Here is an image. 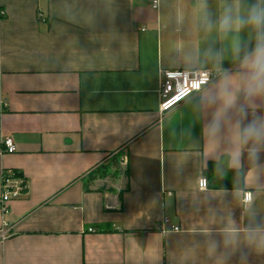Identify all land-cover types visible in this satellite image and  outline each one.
<instances>
[{"label":"crops","instance_id":"obj_1","mask_svg":"<svg viewBox=\"0 0 264 264\" xmlns=\"http://www.w3.org/2000/svg\"><path fill=\"white\" fill-rule=\"evenodd\" d=\"M204 2L0 0V193L3 173L24 184L0 213L11 229L0 264H264V142L237 141L264 119V95L238 90L234 53L255 33L218 31L225 6L246 15L257 0H206L210 30ZM172 70L220 76L160 113V73ZM231 170L242 189L219 188Z\"/></svg>","mask_w":264,"mask_h":264},{"label":"clouds","instance_id":"obj_2","mask_svg":"<svg viewBox=\"0 0 264 264\" xmlns=\"http://www.w3.org/2000/svg\"><path fill=\"white\" fill-rule=\"evenodd\" d=\"M239 0H236L238 5ZM204 15L202 24L205 30H210L212 21L206 11V0L203 4ZM245 27H250L255 33L254 46L249 50L247 47L242 49V46L237 42L234 46L235 55L240 58L243 51L242 58H240V68L243 70L240 80L241 90L246 98H254L264 95V0H257L255 4L248 7L246 15H241L238 8L234 5H227L224 7L222 14L218 21V31L227 35L232 32H238ZM209 58H219L218 54L212 53L211 50L207 52ZM230 77L225 76V81L222 82L220 90V98L225 101V108L231 107L236 101V92L230 90ZM215 97H209L208 102L213 103ZM242 112L244 110L242 109ZM246 115V112H244ZM219 130L218 118L210 122L209 131L215 134ZM237 141L240 145H246L250 141L254 144L264 142V119L251 121L242 130L238 129Z\"/></svg>","mask_w":264,"mask_h":264},{"label":"built area","instance_id":"obj_3","mask_svg":"<svg viewBox=\"0 0 264 264\" xmlns=\"http://www.w3.org/2000/svg\"><path fill=\"white\" fill-rule=\"evenodd\" d=\"M151 7L157 8L158 0H150ZM4 13L1 11L0 16ZM220 76L218 71L210 70H172L161 71L158 83V98L160 113H167L178 107L183 101L192 95L200 92ZM2 149L4 153H14L15 147L12 139L2 140ZM0 193V213L7 215L9 213V203L18 198L21 190L24 188L23 180L15 176L14 172L3 173L1 177ZM199 189H206L208 182L201 178L198 181ZM250 193H245L243 200L250 201ZM167 220L162 221V226L167 224ZM10 226L3 221L0 227V241L6 240L10 235ZM174 231L178 229L173 228ZM161 231H163L161 229Z\"/></svg>","mask_w":264,"mask_h":264},{"label":"trees","instance_id":"obj_4","mask_svg":"<svg viewBox=\"0 0 264 264\" xmlns=\"http://www.w3.org/2000/svg\"><path fill=\"white\" fill-rule=\"evenodd\" d=\"M211 168L208 167V169L205 171L206 174H210ZM15 173V176L21 177L19 173ZM231 178H232V183L229 184L224 180H220L219 182V188L221 189H242L243 188V175L241 170H231L230 171Z\"/></svg>","mask_w":264,"mask_h":264}]
</instances>
